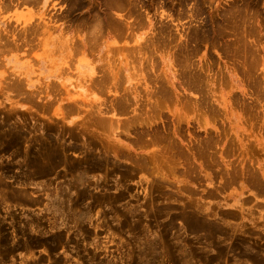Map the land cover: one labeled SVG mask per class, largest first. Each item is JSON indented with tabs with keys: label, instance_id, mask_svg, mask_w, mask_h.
Instances as JSON below:
<instances>
[{
	"label": "rangeland",
	"instance_id": "1",
	"mask_svg": "<svg viewBox=\"0 0 264 264\" xmlns=\"http://www.w3.org/2000/svg\"><path fill=\"white\" fill-rule=\"evenodd\" d=\"M262 211L264 0H0V264H264Z\"/></svg>",
	"mask_w": 264,
	"mask_h": 264
},
{
	"label": "clouds",
	"instance_id": "2",
	"mask_svg": "<svg viewBox=\"0 0 264 264\" xmlns=\"http://www.w3.org/2000/svg\"><path fill=\"white\" fill-rule=\"evenodd\" d=\"M51 132H56L57 129L55 127H52ZM73 139L74 140H79V134L78 133H75L73 132ZM97 147H99V144L97 143L96 144ZM114 172L120 176V175H126L124 172H122L119 168H114L113 169ZM139 175V172H137V175L136 176H132V178H137V176ZM209 187H211V185H209ZM250 195H254V193H250ZM244 199L243 195L241 194V196L238 198V199H235L233 200L230 204L227 205L225 211H237L239 210L241 213L243 212V210L245 209V205L242 204V200ZM250 207V206H248ZM207 211V210H206ZM260 220L261 222H264V211H262L259 215V217H252V218H249L247 216H244V215H241L240 216V219L238 221V223L242 226L240 228V231L243 232V231H246L248 228H252V229H257V223L255 222L256 220ZM183 223V221H182ZM247 226V227H244V226ZM63 225H61L62 227ZM257 230H264V229H257ZM151 240H157V239H167V236L163 233H160V234H157V235H154L150 238ZM139 250H140V253L141 255H145L146 254V250L143 249L142 247L139 246ZM149 259H152V257H148Z\"/></svg>",
	"mask_w": 264,
	"mask_h": 264
},
{
	"label": "bare ground",
	"instance_id": "3",
	"mask_svg": "<svg viewBox=\"0 0 264 264\" xmlns=\"http://www.w3.org/2000/svg\"><path fill=\"white\" fill-rule=\"evenodd\" d=\"M91 31H92V29H91ZM210 154V153H209ZM183 158V157H182Z\"/></svg>",
	"mask_w": 264,
	"mask_h": 264
}]
</instances>
